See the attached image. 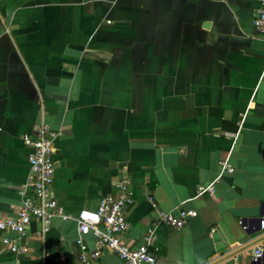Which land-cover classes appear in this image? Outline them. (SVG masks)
Returning a JSON list of instances; mask_svg holds the SVG:
<instances>
[{"label": "crops", "instance_id": "0c3cea01", "mask_svg": "<svg viewBox=\"0 0 264 264\" xmlns=\"http://www.w3.org/2000/svg\"><path fill=\"white\" fill-rule=\"evenodd\" d=\"M257 0H0V219L21 206L24 135L46 124L53 190L66 217L43 238L32 221L28 252L0 264H80L75 216L131 179L130 248L157 211H196L182 228L156 230V264H207L236 249L264 210V39ZM225 160L234 169L221 172ZM219 178L212 196L200 185ZM151 203L156 205L153 208ZM213 229V231H211ZM99 258L125 264L81 237ZM264 249V242L255 243ZM251 246V247H252ZM251 247L218 264H252Z\"/></svg>", "mask_w": 264, "mask_h": 264}, {"label": "built area", "instance_id": "2783aa9c", "mask_svg": "<svg viewBox=\"0 0 264 264\" xmlns=\"http://www.w3.org/2000/svg\"><path fill=\"white\" fill-rule=\"evenodd\" d=\"M259 7L251 24L252 28L264 39V0H257ZM60 136L58 131L52 130L41 123L33 135H24L22 143L27 150L28 173L19 191L21 206L12 217L0 219V232L12 233L15 238L6 235L1 244L14 255L27 254L28 249L20 240L25 237L32 221L40 224L39 238H43L52 220L56 217L65 218L63 208L58 204L54 190V142ZM221 172L232 174L234 169L222 160L218 163ZM219 178L213 182L200 185L196 189V196H212ZM114 193L103 195L95 209H85L75 216L78 234L76 243L80 248V264H87L89 260L99 258L98 250L90 252L84 245L82 236L92 234L99 248L112 251L125 264H156L159 246L156 230L163 225L178 230L185 224L187 218L196 217L194 210L180 209L176 214L157 211V219L149 226L142 242L136 248H130L122 240L128 230L126 217L127 207L132 202L131 179L127 174L122 175L114 184ZM156 208L154 203H151ZM244 231H248L247 222L239 221ZM260 231L264 232V215L260 217ZM213 231V229H211ZM264 249L259 245L251 247V259L255 261L263 256Z\"/></svg>", "mask_w": 264, "mask_h": 264}, {"label": "water", "instance_id": "95a60500", "mask_svg": "<svg viewBox=\"0 0 264 264\" xmlns=\"http://www.w3.org/2000/svg\"><path fill=\"white\" fill-rule=\"evenodd\" d=\"M263 214L261 216L264 215V210L262 212ZM260 216V217H261ZM260 217L252 219L250 221V226L249 229L247 231V234L249 236H253V238L249 241L246 242L245 244H243L242 246L233 249L229 252H227L226 254H223L222 256H220L219 258H216L215 260L207 263V264H218L221 263L222 261L228 260L229 258L237 255L238 253H240L241 251L251 247L252 245H254L255 243H262L264 242V232L260 231ZM252 264H264V251H263V256L260 259H256L255 261L252 262Z\"/></svg>", "mask_w": 264, "mask_h": 264}]
</instances>
